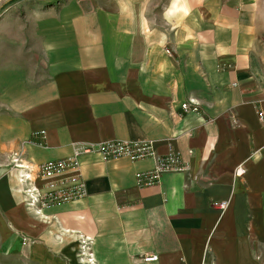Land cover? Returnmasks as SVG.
<instances>
[{
    "label": "crops",
    "instance_id": "1",
    "mask_svg": "<svg viewBox=\"0 0 264 264\" xmlns=\"http://www.w3.org/2000/svg\"><path fill=\"white\" fill-rule=\"evenodd\" d=\"M60 1L0 4V168L16 152L38 166L81 150L54 180L78 175L88 194L44 220L21 171L0 169V261L63 264L42 242L52 222L54 245L91 239L96 264H264V0H189L171 20L151 0ZM109 140H153L181 169L141 187L154 158L83 151Z\"/></svg>",
    "mask_w": 264,
    "mask_h": 264
},
{
    "label": "built area",
    "instance_id": "2",
    "mask_svg": "<svg viewBox=\"0 0 264 264\" xmlns=\"http://www.w3.org/2000/svg\"><path fill=\"white\" fill-rule=\"evenodd\" d=\"M261 46L264 50V36L260 39ZM169 51V50H168ZM185 111L198 110L199 102L190 98L183 105ZM263 113L259 111V116ZM42 135L44 131L40 132ZM96 150L104 159H112L118 157H127L133 161L145 158H154L157 163L153 169L138 172L137 182L141 187H149L158 185L162 176L170 171L181 169V158L176 151L160 155L154 148L153 140H109L96 146L86 145L84 152H92ZM82 151L77 150L72 155L65 158L53 159L46 161L38 166H33L24 160L22 152H16L11 156L8 166L13 169H22L25 173L21 174V183L25 188L26 206L27 208L46 207L61 205L68 202H74L87 196V187L78 175H73L68 184H63L58 180H54L55 176L62 174L68 170H76L80 167V157ZM43 176L49 181L44 187L34 185L36 176ZM225 206V202H221V207ZM258 261L260 256L257 257ZM146 263L156 262L159 259L157 253L146 254L142 257Z\"/></svg>",
    "mask_w": 264,
    "mask_h": 264
},
{
    "label": "rangeland",
    "instance_id": "3",
    "mask_svg": "<svg viewBox=\"0 0 264 264\" xmlns=\"http://www.w3.org/2000/svg\"><path fill=\"white\" fill-rule=\"evenodd\" d=\"M13 0H8V3L11 2ZM62 1V2H61ZM60 4H62L63 2H67L68 0H61ZM2 0H0V4H1ZM156 2V7H157V13L161 14V13H165L166 10L168 9V0H151V3H155ZM103 3V2H101ZM162 24V25H160ZM164 24L161 23V21H158V26L164 28L163 26ZM11 160V158H10ZM8 165V164H7ZM6 164L4 166H1L0 169H2V178H5L7 176V174L10 173L11 169H13V167L11 166H7ZM1 178V179H2ZM23 199H24V194H23ZM24 205L26 206V202L25 200H23ZM27 208V206H26ZM45 212V210H42V212ZM36 216H38L39 214H36L35 212H33ZM45 230L46 231H50L49 233V239L45 238L44 240H42V242L46 245V247L50 250V252L53 253L54 248L56 251L58 252H54L56 255H54L55 257H60L61 261L63 262V264H81L80 259L81 256H79L82 252L79 249V238L76 239L73 236H71V234H66V235H62V239H60L61 244L59 245H54L53 243V235H56V237L58 238L57 235L58 234V229L57 227L51 222H46L45 223ZM48 233H46L47 235ZM24 244H29V239H24L23 240ZM56 244V243H55ZM260 256V260L259 262L262 261V263H264V253H259L256 257ZM55 260L58 261V258H55ZM258 260V258H257ZM55 262V261H54ZM0 264H32L30 261H26L23 262V260H18V259H6L3 261H0ZM45 264H52L50 262H46ZM55 264H58L55 262Z\"/></svg>",
    "mask_w": 264,
    "mask_h": 264
},
{
    "label": "bare ground",
    "instance_id": "4",
    "mask_svg": "<svg viewBox=\"0 0 264 264\" xmlns=\"http://www.w3.org/2000/svg\"><path fill=\"white\" fill-rule=\"evenodd\" d=\"M21 171V174L25 173V171H23L22 169H19ZM22 177V176H21ZM25 190V189H24ZM24 194V193H23ZM26 201V194H24V199ZM29 211L31 212H35L36 214H39L38 216L40 218H43L44 220L45 219H48V217L44 214H42V210L44 209H41L40 207H34V208H27ZM66 232H71V231H66ZM74 233H77V232H74ZM76 236H78L77 238H80V246H79V249L81 250V254L79 256H81V259H80V262L81 264H96L95 263V259H94V256L93 254H91V251H90V240L91 239H87V238H84V237H80L79 235L76 234Z\"/></svg>",
    "mask_w": 264,
    "mask_h": 264
},
{
    "label": "clouds",
    "instance_id": "5",
    "mask_svg": "<svg viewBox=\"0 0 264 264\" xmlns=\"http://www.w3.org/2000/svg\"><path fill=\"white\" fill-rule=\"evenodd\" d=\"M190 12L189 0H170V7L166 10L165 16L171 20L172 16L177 13H182L186 17Z\"/></svg>",
    "mask_w": 264,
    "mask_h": 264
}]
</instances>
